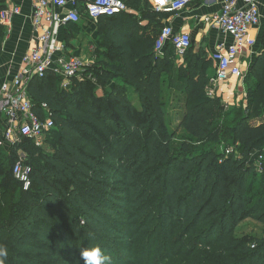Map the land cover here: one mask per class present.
Masks as SVG:
<instances>
[{"label":"trees","instance_id":"1","mask_svg":"<svg viewBox=\"0 0 264 264\" xmlns=\"http://www.w3.org/2000/svg\"><path fill=\"white\" fill-rule=\"evenodd\" d=\"M124 1L126 11L97 20L108 53L83 79L67 89L57 74L31 80L36 111L43 115L47 103L55 127L45 139L48 152L26 153L29 190L12 168L24 145L40 146L28 138L0 146L6 264H84L81 249L95 245L112 252L111 264H135L155 219L165 239L194 236L200 245L221 242L250 218L264 227V51L245 77L247 106L228 110L210 94L215 62L204 48L192 41L182 63L171 43L155 51L171 13L156 12L150 0ZM81 26H66L68 44ZM6 34L0 25V56ZM113 79L121 83L107 93L95 88ZM174 99L177 125L165 111ZM234 241L216 246L208 261L264 264V235Z\"/></svg>","mask_w":264,"mask_h":264},{"label":"built area","instance_id":"2","mask_svg":"<svg viewBox=\"0 0 264 264\" xmlns=\"http://www.w3.org/2000/svg\"><path fill=\"white\" fill-rule=\"evenodd\" d=\"M156 12L176 13L184 10L195 0H150ZM224 0L219 13L211 17L214 26L232 36L230 44H220L212 53L216 72L211 82L215 95L216 85L231 77L241 78L240 56L253 47L257 40L250 36V28L264 20L256 0ZM67 11L61 8L68 7ZM124 0H36L34 23L42 29L39 44L24 54L20 72L0 85V146L10 147L21 143L24 138L31 139L37 146H43L48 134L54 129L55 121L47 103L42 104L43 115L36 109L29 93V84L35 77L43 78L49 73L60 75L61 87L69 88L74 78L83 79L84 73L93 65L91 59L69 55L66 45L59 39L62 27L81 23L83 15L97 21L101 17H111L126 11ZM21 14V8L14 6L0 10V25L10 29L14 18ZM45 26H43L44 24ZM171 43L177 57L184 59L191 47L192 36L186 31H176L165 25L155 43V51L163 53L164 47ZM89 78L93 76L89 74ZM227 152H230L227 149ZM262 159V156L260 157ZM258 170L262 171L261 165ZM33 166L29 163L26 152H20L12 173L25 191L32 185Z\"/></svg>","mask_w":264,"mask_h":264},{"label":"crops","instance_id":"3","mask_svg":"<svg viewBox=\"0 0 264 264\" xmlns=\"http://www.w3.org/2000/svg\"><path fill=\"white\" fill-rule=\"evenodd\" d=\"M224 0H196L182 11L167 14L162 20V24L172 26L176 31H186L192 36L193 45L196 49L204 48L210 55L220 46V44H230L233 41L232 36L223 32L217 26H214L211 17L219 13L222 9ZM259 4L261 13L264 15V0H256ZM239 5L243 1L239 0ZM36 0H6L5 7L11 8L19 6L21 14L17 15L10 27L3 42V53L0 56V85L7 79L11 80L15 74L20 72L22 67V58L24 54L31 51L39 44V36L42 29L37 28L34 23ZM68 7L61 8L67 11ZM93 20L83 17L81 24H91ZM44 24V23H43ZM147 24L146 21L142 22ZM44 24L43 26H45ZM66 26L62 27L59 32V39L65 43L66 51L69 55L82 56L78 50L73 49V43L68 44L66 41ZM250 36L257 40V43L245 50L240 56L241 68L246 72V77L250 73L256 59L264 51V20L250 28ZM77 51L78 53H75ZM89 59L88 57H85ZM184 60V59H183ZM182 59L178 62L182 63ZM216 72L214 63L213 75ZM212 75V77H213ZM246 78L231 77L226 81L218 83L216 94L221 97L226 106H240L247 96L245 87ZM247 101H245V105Z\"/></svg>","mask_w":264,"mask_h":264},{"label":"rangeland","instance_id":"4","mask_svg":"<svg viewBox=\"0 0 264 264\" xmlns=\"http://www.w3.org/2000/svg\"><path fill=\"white\" fill-rule=\"evenodd\" d=\"M102 35L99 33L97 21H92L91 24H85L84 26L82 25L81 28H79L74 33L72 39H70L69 41L71 45L72 43L74 44L72 46L74 50H78L79 47H81V51H79V53L82 56L88 57L93 62H95L97 60L105 59L104 54L108 53V51L104 50L105 46H103V39L105 38V36L103 37ZM74 52L78 53L77 51ZM176 58L178 62V57ZM111 61L114 62L113 59H111ZM242 74L243 78L246 77V72L244 71V69H242ZM118 83H121L120 79H113L111 82H109L108 85L106 83H102L101 86L98 85L95 88H100V94L105 92L107 93L109 89H111ZM132 96L134 97L133 94ZM245 101H247V96H245V99L242 101V104L240 106H226V109L232 110L233 108L246 107L247 104L245 105ZM175 105V99L172 101L171 105H169L168 102L165 107V111L169 118H174V124L177 125V118L181 112H174ZM232 117L233 116L231 115L230 118ZM23 149L24 152L29 153V156L32 157L39 155V153H41L42 151L48 152L49 147L48 144H45L36 148L31 143H27V145L23 146ZM222 149H224V147ZM245 235L263 236V224H261L257 220L250 218L240 224V226L232 236H225L222 239L223 242H218V239H214L213 242H207V244L200 245L197 244L196 241H193L194 236L180 238V235L175 234L170 239H165V233L162 224L158 219H155L153 222V226L148 232L143 235V241L138 244L135 250V257L132 259V261L135 264H212L214 262V258L208 261V257L211 256V253H214V248L216 246H235L237 242L234 240H236L237 238H243V236ZM102 243L113 246V244L106 241ZM194 253H201L202 255L197 262L195 261L196 258L193 259ZM106 254L109 255L112 259V252ZM187 254H190L189 257L187 256Z\"/></svg>","mask_w":264,"mask_h":264},{"label":"clouds","instance_id":"5","mask_svg":"<svg viewBox=\"0 0 264 264\" xmlns=\"http://www.w3.org/2000/svg\"><path fill=\"white\" fill-rule=\"evenodd\" d=\"M80 255L84 264H111V257L99 245L81 249ZM8 256V248L0 244V264H6Z\"/></svg>","mask_w":264,"mask_h":264}]
</instances>
